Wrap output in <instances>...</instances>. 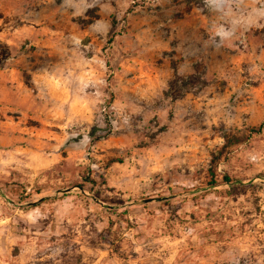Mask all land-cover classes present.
<instances>
[{"label":"rangeland","instance_id":"1","mask_svg":"<svg viewBox=\"0 0 264 264\" xmlns=\"http://www.w3.org/2000/svg\"><path fill=\"white\" fill-rule=\"evenodd\" d=\"M0 264H264V0H0Z\"/></svg>","mask_w":264,"mask_h":264},{"label":"trees","instance_id":"2","mask_svg":"<svg viewBox=\"0 0 264 264\" xmlns=\"http://www.w3.org/2000/svg\"><path fill=\"white\" fill-rule=\"evenodd\" d=\"M212 178H213V181H212V182L214 183V175H212ZM227 181H229V179H228V178H227ZM211 186H212V185H211Z\"/></svg>","mask_w":264,"mask_h":264}]
</instances>
